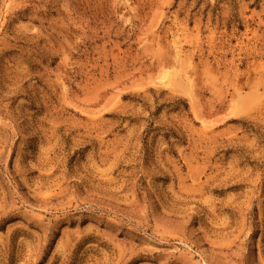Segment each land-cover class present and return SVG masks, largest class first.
Wrapping results in <instances>:
<instances>
[{
	"label": "rangeland",
	"instance_id": "374dc122",
	"mask_svg": "<svg viewBox=\"0 0 264 264\" xmlns=\"http://www.w3.org/2000/svg\"><path fill=\"white\" fill-rule=\"evenodd\" d=\"M0 264H264V0H0Z\"/></svg>",
	"mask_w": 264,
	"mask_h": 264
}]
</instances>
